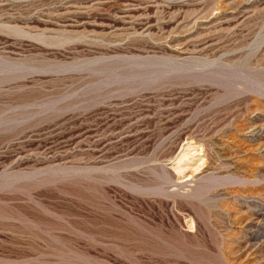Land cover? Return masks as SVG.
I'll list each match as a JSON object with an SVG mask.
<instances>
[{
  "label": "rangeland",
  "instance_id": "rangeland-1",
  "mask_svg": "<svg viewBox=\"0 0 264 264\" xmlns=\"http://www.w3.org/2000/svg\"><path fill=\"white\" fill-rule=\"evenodd\" d=\"M0 264H264V0H0Z\"/></svg>",
  "mask_w": 264,
  "mask_h": 264
},
{
  "label": "bare ground",
  "instance_id": "bare-ground-1",
  "mask_svg": "<svg viewBox=\"0 0 264 264\" xmlns=\"http://www.w3.org/2000/svg\"><path fill=\"white\" fill-rule=\"evenodd\" d=\"M249 1V0H248ZM94 3V2H93ZM79 4V3H78ZM91 5V4H90ZM254 5V4H253ZM126 6V5H125ZM202 6V5H201ZM249 6H250V4H249ZM190 8V7H189ZM197 8H198V6H197ZM209 8V7H208ZM216 8V7H215ZM247 8V7H246ZM191 9H192V11H193V9L194 8H192L191 7ZM200 9H201V7H200ZM211 9H212V6H211ZM256 9H258V8H256ZM197 10V9H196ZM196 10H195V12H196ZM210 10V9H209ZM255 10V9H254ZM127 11V10H126ZM31 12V11H30ZM128 12V11H127ZM186 12H187V10H186ZM194 12V11H193ZM197 12H199L198 10H197ZM196 12V13H197ZM205 12H208L209 13V11L207 10V11H205ZM261 12V11H260ZM81 13V12H80ZM122 13H123V11H122ZM121 13V14H122ZM142 13H144V12H142ZM146 13V12H145ZM178 13V12H177ZM192 13V12H191ZM131 14V13H130ZM179 14V13H178ZM184 15L186 14V13H183ZM261 14V13H260ZM123 15V14H122ZM147 15V14H146ZM171 15V14H170ZM173 15V14H172ZM172 15H171V18H172ZM180 15V14H179ZM191 15V14H190ZM189 15V16H190ZM196 15V14H195ZM202 15H205V14H202ZM53 16V15H52ZM115 16V15H114ZM141 16V15H140ZM174 16V15H173ZM176 16H178L177 14H176ZM182 16V15H181ZM188 16V15H187ZM197 16V15H196ZM248 16V15H247ZM146 17H149V16H146ZM146 17H144V18H146ZM159 17H160V15H159ZM191 17V16H190ZM193 17V16H192ZM202 17V16H201ZM244 17V16H243ZM123 18V17H122ZM131 18V17H130ZM142 18V17H141ZM141 18H138V19H141ZM170 18V17H169ZM174 18H176V17H174ZM178 18V17H177ZM176 18V19H177ZM181 18H183V17H181ZM203 18V17H202ZM220 18V17H219ZM246 18V17H245ZM252 18H254V16L252 17ZM252 18L250 19V20H252ZM125 19V18H124ZM186 19V18H185ZM190 19V18H189ZM231 19V18H230ZM248 19V18H247ZM40 20V19H39ZM87 20V19H86ZM142 21H143V19H141ZM163 20V19H162ZM168 20V19H167ZM173 20H175V19H173ZM178 20V19H177ZM243 20H245V19H243ZM242 20V21H243ZM5 21V20H4ZM157 21V20H156ZM155 21V22H156ZM176 21V20H175ZM180 21V20H179ZM247 21V20H246ZM9 22V21H8ZM44 22V21H43ZM121 22H123V21H121ZM131 22V21H130ZM134 22V21H133ZM144 22V21H143ZM148 22V21H147ZM164 22V21H163ZM247 22H249V20L247 21ZM252 22V21H251ZM256 22V21H255ZM42 23V22H41ZM56 23V22H55ZM79 23V22H78ZM114 23V22H113ZM161 23V22H160ZM166 23V22H165ZM237 23V22H236ZM86 24V23H85ZM93 24V23H92ZM108 24V23H107ZM125 24V23H124ZM136 24H138V23H136ZM147 24V23H146ZM145 24V25H146ZM156 24V23H155ZM247 24V23H246ZM245 24V25H246ZM76 25V24H75ZM74 25V26H75ZM122 25V24H121ZM139 25L140 26H137V28H136V25L134 24L133 25V27H132V29L134 30V32H138V33H143V32H146L147 31V33H148V29H146V27H145V25H143V24H141L140 22H139ZM148 25V24H147ZM243 25H244V22H243ZM248 25V24H247ZM45 26V25H44ZM69 26H71V25H69ZM99 26H101V24L99 25ZM113 26V25H112ZM153 26V25H152ZM108 27H110V25H108ZM163 27V26H162ZM19 28V27H18ZM64 28V27H63ZM68 28V27H67ZM75 28V27H74ZM86 28V27H85ZM106 28V30H107V27H105ZM113 28V27H112ZM127 28V27H126ZM125 28V29H126ZM130 28V27H129ZM165 28V27H164ZM34 29V28H33ZM36 30H37V28H35ZM47 29V28H46ZM49 29V28H48ZM158 29V28H157ZM253 29V28H252ZM35 30V31H36ZM63 30V29H62ZM100 30V29H99ZM111 29H109V31H110ZM115 30V29H114ZM123 30V29H122ZM47 31H49L50 32V30H47ZM156 31H158V30H156ZM162 31V30H161ZM37 32V31H36ZM39 32H41V34H42V32H44V30L43 31H39ZM46 32V31H45ZM44 32V33H45ZM61 32V31H60ZM64 32H66L65 30H64ZM70 32V31H69ZM85 32V31H84ZM92 32V31H91ZM104 32V31H103ZM232 32V31H231ZM51 33V32H50ZM58 33V32H57ZM110 33V32H109ZM155 33V32H154ZM65 34H68V36H69V38H70V35H72V34H69V33H65ZM75 34H76V31H75ZM79 34V33H78ZM77 34V35H78ZM80 34H82V33H80ZM85 34V33H84ZM97 34H99V33H97ZM112 34V33H111ZM121 34V33H120ZM132 34H134V33H132ZM131 34V35H132ZM150 34V33H149ZM152 34V33H151ZM150 34V35H151ZM168 34V33H167ZM10 35V34H9ZM60 35V34H59ZM86 35V34H85ZM84 35V36H85ZM93 35H95V33L93 34ZM103 35V34H102ZM136 35V34H135ZM140 35V34H139ZM150 35H148L147 37H150ZM170 35V34H169ZM168 35V36H169ZM67 36V37H68ZM79 36V35H78ZM81 36V35H80ZM87 36V35H86ZM89 36V35H88ZM106 36V35H105ZM104 36V37H105ZM119 36H121V35H119ZM125 37H126V35H124ZM256 36V35H255ZM40 37V36H39ZM39 37H37V38H39ZM53 37V36H52ZM64 37V36H63ZM98 37V36H97ZM99 37H100V34H99ZM102 37V36H101ZM103 37V38H104ZM41 38H43V36L41 37ZM47 38V37H46ZM49 38V37H48ZM47 38V39H48ZM66 38V37H65ZM108 39H111V37H107ZM134 38V37H133ZM154 38V37H153ZM46 42H47V40L45 39V38H43ZM68 39V38H67ZM112 39H113V37H112ZM138 39V38H137ZM166 39H167V37H166ZM234 39V38H233ZM39 40V39H38ZM44 40H43V42H44ZM102 40V39H101ZM133 40V39H132ZM139 40H141V39H139ZM142 40H144V38L142 39ZM103 41H105V40H103ZM109 41V40H108ZM107 41V42H108ZM113 41V40H112ZM112 41H110V42H112ZM137 41V40H136ZM148 41V40H147ZM147 41H145V42H147ZM92 42V41H91ZM142 42V41H141ZM41 43H42V40H41ZM50 43V42H49ZM48 42H47V44H49ZM52 43V42H51ZM50 43V44H51ZM206 43V42H205ZM204 43V44H205ZM81 44V43H80ZM91 44V43H90ZM94 45V44H93ZM125 45V44H124ZM216 45V44H215ZM73 46V45H72ZM95 46V45H94ZM211 46V45H210ZM105 47V46H104ZM118 47V46H117ZM169 47V46H168ZM100 48V47H99ZM107 48V47H106ZM113 48V47H112ZM158 48V47H157ZM167 48V47H166ZM165 48V49H166ZM200 48V47H199ZM104 49V48H103ZM120 49H122V48H120ZM133 49V48H132ZM135 49V48H134ZM172 49V48H171ZM205 49V48H204ZM108 50H110V49H108ZM112 51H113V53L114 52H116V49H111ZM117 50H119V49H117ZM125 50V49H124ZM128 50H129V48H128ZM144 50V49H143ZM156 50V49H155ZM162 50V49H161ZM196 50H197V48H196ZM207 50V49H206ZM107 49H105V51H101L100 53L102 54V55H104V54H106V56H107ZM135 51V50H134ZM158 51V50H157ZM166 51H168V50H166ZM120 52V51H119ZM121 52H123V51H121ZM205 52V51H204ZM207 52V51H206ZM214 52V51H213ZM97 53V52H96ZM111 53V52H110ZM124 53V52H123ZM129 53V52H128ZM200 53H202V52H200ZM118 54V53H117ZM120 54V53H119ZM134 54H136V52L134 53ZM165 54V53H164ZM163 54V56H165ZM173 54V53H172ZM181 54V53H180ZM213 54V53H212ZM112 55V54H111ZM116 55V54H115ZM139 54H137V56H138ZM171 55V54H170ZM176 55V54H175ZM205 55V54H204ZM108 56H109V52H108ZM172 56H174V55H172ZM172 56H170V57H172ZM177 56V55H176ZM207 56V55H206ZM166 57V56H165ZM173 58V57H172ZM176 59V58H175ZM40 61V60H39ZM110 62V61H109ZM47 63H49V61H47ZM102 63V62H101ZM104 63V62H103ZM108 63V62H107ZM117 64V63H116ZM33 65V64H32ZM41 65V64H40ZM44 65V64H43ZM101 65V64H100ZM98 66V65H97ZM112 67H114V66H112V65H109V64H103V65H101V66H98V67H95V69H93V70H98V71H102V70H108V69H112ZM117 67H118V64H117ZM115 68V67H114ZM91 70V69H90ZM222 128V127H221ZM190 147V145L188 146V148ZM193 147V146H192ZM187 149V148H186ZM185 149V150H186ZM197 149V148H196ZM189 150V149H188ZM187 150V151H188ZM194 150V149H193ZM185 152V153H182V154H180V156L176 159V164H175V166H174V170H175V172H176V174L178 175H181L182 174V172H184V170L185 169H187L188 167H190L189 166V164H190V162H189V164L187 163V162H184L185 160H184V158H187L186 159V161H188V160H190V159H192L193 158V156L195 155L194 153L193 154H190L189 153V151L188 152ZM195 152V151H194ZM192 153V152H191ZM179 154V153H178ZM184 160V161H183ZM183 161V163H181V164H183V165H180L179 163L180 162H182ZM194 163V162H193ZM196 164V163H195ZM193 166H195L194 164H193ZM198 167H200V166H198ZM192 171H193V168L191 169ZM195 170H197V167L195 168L194 167V172H195ZM178 175V176H179ZM191 222V221H190ZM193 223V222H192ZM191 225V224H190ZM192 226V225H191Z\"/></svg>",
  "mask_w": 264,
  "mask_h": 264
}]
</instances>
